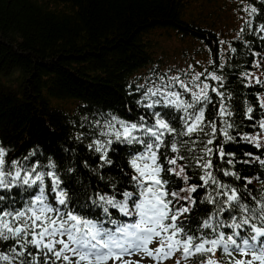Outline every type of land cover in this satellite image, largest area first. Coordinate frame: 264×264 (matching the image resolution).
<instances>
[{
  "label": "trees",
  "instance_id": "obj_1",
  "mask_svg": "<svg viewBox=\"0 0 264 264\" xmlns=\"http://www.w3.org/2000/svg\"><path fill=\"white\" fill-rule=\"evenodd\" d=\"M218 1L222 5L217 9ZM247 5L258 9L251 29L245 24L249 17L243 8ZM216 9L218 14L213 16ZM228 14L232 34L226 29L223 36L218 26ZM257 21L264 22L262 0H0V147L8 151L6 159L27 157L28 164L35 161L38 170L45 171L49 162L55 163L70 206H77L86 218L104 219L102 208L87 201L84 193L95 198L97 192L111 194L113 185L117 190L128 186L127 158L139 146L114 142L108 165L88 145L105 139L99 133L106 130L103 126L112 116L138 122L140 115L149 114L138 101L150 81L158 83L159 76L177 73L183 78L190 68L200 73L216 71L224 76L221 91L231 94L230 134L236 137L235 142L224 144L225 153L235 154L234 167L220 166L236 171L241 179L216 174L241 189L245 179H251L247 188L258 194L264 190V166L255 157L264 159V140L259 148L241 140L245 134L260 131L250 125L260 119L258 100L264 97V84L245 75L264 81V34L258 32ZM172 42L179 45L177 52L170 53ZM210 94L215 104L217 98ZM247 105L253 107V120L244 116ZM213 110L210 104L206 120ZM174 125L179 127V122ZM221 126L218 119L217 127ZM217 137L219 144V131ZM212 161L214 166L218 163L215 155ZM186 171L190 184L200 183L193 175L197 170ZM170 180L176 183L170 182L169 188L182 186L180 178ZM192 195L197 203L180 220L196 230L213 205L200 202L203 188ZM85 201L88 207H83ZM109 211L117 221L136 219L116 209ZM13 243L0 242V249ZM180 259L184 264H197L202 257ZM215 259H222L220 251Z\"/></svg>",
  "mask_w": 264,
  "mask_h": 264
},
{
  "label": "snow or ice",
  "instance_id": "obj_2",
  "mask_svg": "<svg viewBox=\"0 0 264 264\" xmlns=\"http://www.w3.org/2000/svg\"><path fill=\"white\" fill-rule=\"evenodd\" d=\"M243 11L249 17L245 24L251 29L258 9L247 5ZM257 26L258 32L264 34V22L257 21ZM245 75L264 84L250 73ZM158 81H150L144 88L143 99L138 101L150 110L147 116L140 115L138 122L112 116L103 126L106 130L99 133L105 139H95L88 145L108 165L112 163L108 152L114 142L139 146L127 158L131 169L130 174H125L129 176L128 186L117 190L113 185L111 194L97 192L95 198L84 193L87 201L102 208L104 219L86 218L77 206H70L68 191L61 187L55 163L49 162L47 171L38 170L37 162L28 164L27 157L6 159L8 151L0 147V242H14L0 249V264H108L110 260L113 264H141L144 258L164 264L176 252L181 253L184 261L202 257L197 264H264V190L254 195L247 188L251 179L246 178L241 189L216 174L241 179L236 171L220 166L234 167L235 154L225 153L224 144L236 140L230 134L231 94L221 91L224 76L216 71L200 73L190 68L183 78L177 73L161 75ZM210 93L217 98L215 104ZM210 104L214 110L206 120ZM157 107L174 111H156ZM258 107L260 119L250 126L260 131L241 136L243 142L257 148L264 140V97L259 98ZM252 113L253 107L247 105L245 118L253 120ZM176 121L179 127L174 125ZM218 131L222 139L216 144ZM213 155L218 160L215 166ZM255 159L264 166V159ZM189 168L197 170L193 175L200 183H189ZM172 176L181 179V187L169 188L170 182L176 183L170 180ZM198 188L205 189L200 202L213 208L193 230L180 218L196 205L192 194ZM87 201L83 207H88ZM109 208L136 219L119 222L111 218ZM154 242L157 246L150 247ZM217 251L222 255L220 261L215 259ZM134 255L141 259L131 260Z\"/></svg>",
  "mask_w": 264,
  "mask_h": 264
},
{
  "label": "rangeland",
  "instance_id": "obj_3",
  "mask_svg": "<svg viewBox=\"0 0 264 264\" xmlns=\"http://www.w3.org/2000/svg\"><path fill=\"white\" fill-rule=\"evenodd\" d=\"M221 5H222L221 2L218 1V3H216V5H214V7H217V9H218V8L221 7ZM217 9H216L215 14L213 16H216L218 14V10ZM229 16H231V14H228L226 21H225V19L220 18L221 26H218V30H219L220 34H222L223 36H224V34H226V29L231 31L229 33V35L232 34V30H231L232 29V19H228ZM233 20H234V27L237 28L238 25H239L238 17L233 19ZM227 37H228V35H227ZM168 48L171 49L170 53H172L173 51L177 52L179 50V45H177L176 42H172V44ZM119 222H122V221H119ZM123 222H125V221H123ZM156 246L157 245H156L155 242L152 245H150V247H152V248H155ZM180 258H181V256H180L179 252H176L175 255L172 258L165 260L164 264H177V261H179ZM125 259H129V257H125ZM130 259L133 260V261H137V260H140L141 258L138 255H134ZM149 259L150 258H144L141 261V264H154ZM108 264H113V262L110 260L108 262ZM117 264H119V262H117ZM182 264H184V263H182Z\"/></svg>",
  "mask_w": 264,
  "mask_h": 264
}]
</instances>
